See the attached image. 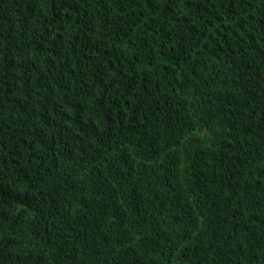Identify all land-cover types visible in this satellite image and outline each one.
Returning a JSON list of instances; mask_svg holds the SVG:
<instances>
[{
    "label": "trees",
    "instance_id": "obj_1",
    "mask_svg": "<svg viewBox=\"0 0 264 264\" xmlns=\"http://www.w3.org/2000/svg\"><path fill=\"white\" fill-rule=\"evenodd\" d=\"M0 264H264V0H0Z\"/></svg>",
    "mask_w": 264,
    "mask_h": 264
}]
</instances>
